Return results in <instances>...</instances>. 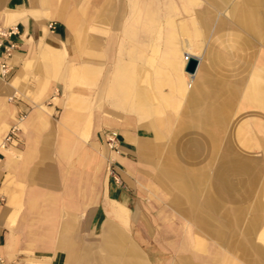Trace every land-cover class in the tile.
<instances>
[{
	"label": "crops",
	"instance_id": "0c3cea01",
	"mask_svg": "<svg viewBox=\"0 0 264 264\" xmlns=\"http://www.w3.org/2000/svg\"><path fill=\"white\" fill-rule=\"evenodd\" d=\"M12 26L0 37L15 44L0 77L6 264H264L251 88L264 83V0H0ZM185 54L201 62L194 85ZM194 94L214 108H191ZM190 141L206 158L188 161Z\"/></svg>",
	"mask_w": 264,
	"mask_h": 264
},
{
	"label": "built area",
	"instance_id": "2783aa9c",
	"mask_svg": "<svg viewBox=\"0 0 264 264\" xmlns=\"http://www.w3.org/2000/svg\"><path fill=\"white\" fill-rule=\"evenodd\" d=\"M54 22H50V28H54ZM16 27L12 26L8 29H2L0 27V37H10L11 35L17 33L16 31ZM15 48V44L12 42H8V43H3L0 40V77H7L11 71V64H10V57L12 55V52ZM184 60L188 61L189 60V54H185L184 55ZM15 131H16V127H11V129L9 130V132L6 134V136L4 137L3 140V144L4 146L6 145V143L12 141V139L15 136ZM104 138H105V144L106 147L108 148V150L111 153H118L119 151V139H118V133L117 131L113 130V129H109L104 133ZM113 162H114V157L113 155H111L108 159V168L110 170V172L112 173L114 179L116 181H118L119 179L114 176L113 173ZM2 199L0 198V204H1ZM0 264H6V260L5 257L0 253ZM12 264V263H11Z\"/></svg>",
	"mask_w": 264,
	"mask_h": 264
},
{
	"label": "rangeland",
	"instance_id": "374dc122",
	"mask_svg": "<svg viewBox=\"0 0 264 264\" xmlns=\"http://www.w3.org/2000/svg\"><path fill=\"white\" fill-rule=\"evenodd\" d=\"M201 64V62L199 63V65H198V68L192 73V72H189V73H192V77H191V80H192V85H194V83H195V79H196V77H197V75H198V72H199V69H200V65ZM262 74V73H261ZM259 76H260V72H259V70H257V72H256V77H258L259 78ZM262 76V78L264 79V77H263V75H261ZM263 81V80H262ZM251 88L252 89H254V96H257L258 98L260 97L261 98V100H262V102H261V104H260V107H262L263 109H264V83H260L258 80L256 81V82H254V83H252L251 84ZM194 92V91H193ZM258 94H260V95H258ZM194 97L196 98L195 100H193L192 102H191V108H196V106H198L197 108H201V109H204V110H208L209 108H211V109H213L214 108V103L211 101V98L209 97V98H207V97H205V94H201V96H196L195 94H194ZM198 98V99H197ZM246 98V97H245ZM246 104H247V101H245V105L244 106H246ZM111 111H109V110H107L106 111V113H110ZM204 118H207V116L205 117V116H203ZM204 120V119H203ZM209 119L207 118V120H205V121H208ZM252 126L251 127H247L249 130H254L255 131V127L253 126V123L251 124ZM247 135L245 134V135H242L241 136V138H240V140L241 141H244L245 139H246V141H248V139H247ZM260 139L263 141V145H264V134H260ZM243 139V140H242ZM224 146H226V145H224ZM187 149L185 150L186 151V153H187V158L189 157V155H191V156H193L194 158H192L191 157V161H194V159L195 158H198L197 160H199V158L200 159H204V158H206L205 156H206V154H207V149L205 148V147H201V146H198V145H196V144H194L193 142H189V144H187ZM236 147L237 146H233V145H228V146H226V147H223V150H224V152H225V156L226 157H228V153L229 152H232V149L234 148L235 150H236ZM251 147V146H250ZM253 147H255V146H253ZM256 148V147H255ZM217 149V148H216ZM248 149V148H247ZM246 149V150H247ZM245 151V150H244ZM241 152H243V150L242 151H238V152H234V155L232 154V156H243L244 154L243 153H241ZM216 153H217V150H216ZM246 153V152H245ZM204 156V157H203ZM202 157V158H201ZM232 158V157H231ZM238 159H239V157H238ZM188 161H190V159L188 158Z\"/></svg>",
	"mask_w": 264,
	"mask_h": 264
},
{
	"label": "water",
	"instance_id": "95a60500",
	"mask_svg": "<svg viewBox=\"0 0 264 264\" xmlns=\"http://www.w3.org/2000/svg\"><path fill=\"white\" fill-rule=\"evenodd\" d=\"M197 64L198 61L196 58H190L185 65V70L193 73L196 70Z\"/></svg>",
	"mask_w": 264,
	"mask_h": 264
},
{
	"label": "bare ground",
	"instance_id": "6f19581e",
	"mask_svg": "<svg viewBox=\"0 0 264 264\" xmlns=\"http://www.w3.org/2000/svg\"><path fill=\"white\" fill-rule=\"evenodd\" d=\"M107 111V110H106ZM4 145V144H3Z\"/></svg>",
	"mask_w": 264,
	"mask_h": 264
}]
</instances>
